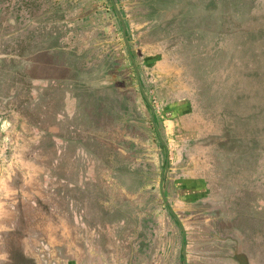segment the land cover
<instances>
[{"label": "crops", "instance_id": "crops-1", "mask_svg": "<svg viewBox=\"0 0 264 264\" xmlns=\"http://www.w3.org/2000/svg\"><path fill=\"white\" fill-rule=\"evenodd\" d=\"M10 1L34 13L11 15L9 34L0 35V264L65 262L63 256L50 253L46 217L70 211L76 192L82 198L89 193L95 198L98 183L112 182L111 175L99 173L102 166H114L113 162L125 166L131 161L123 141L114 137L121 132H115L111 116L135 118L129 104L130 94L136 92L127 85L134 75L130 65L134 67L140 56L144 60L171 56L164 67L153 68V60L148 61L149 69L163 73L153 96L157 103L165 97L169 104H186L178 116L160 115L158 105L153 111L157 122L162 118L172 124L170 132L163 133L170 163L159 175L158 202L163 198L175 225L184 227L185 264H255L247 245L251 231H264V193L256 185L262 188L264 177L259 181L250 173L242 178L245 157L254 156L244 154L233 168L222 169L227 155L209 149L205 142L194 144L195 135L205 132L196 124L189 55L205 53L204 40L218 37L223 29L212 30L207 21H196L198 15L189 16L186 4L177 7L168 0ZM215 4L219 7L220 0ZM216 19L210 21L220 23ZM191 22L196 26L189 27ZM141 76L139 104L150 101ZM226 101L222 95L216 100L224 106ZM125 103L128 110L119 112L114 107ZM209 110V105L203 109L205 120L213 119ZM228 114L219 107L211 135L222 136ZM168 135L173 141L168 142ZM120 151L121 162L109 157ZM203 155L217 156V166L195 163L194 158ZM152 165L159 168L160 163ZM148 177L140 174L133 179L148 182ZM131 178L121 176V181ZM215 182L221 192L216 202L220 201L189 214V207L209 202L213 191L208 184ZM54 198L63 206L55 204ZM253 200H258L257 207Z\"/></svg>", "mask_w": 264, "mask_h": 264}, {"label": "rangeland", "instance_id": "rangeland-1", "mask_svg": "<svg viewBox=\"0 0 264 264\" xmlns=\"http://www.w3.org/2000/svg\"><path fill=\"white\" fill-rule=\"evenodd\" d=\"M168 1H172L176 6L187 5L189 16L193 13L198 15L196 21H207L212 30L217 26L223 29L218 37L204 40V46L207 47L205 53L189 55V89L196 95L193 98L196 124L198 123L205 132L198 135L195 131L194 144L199 146L200 142H205L208 146L211 145L209 149L227 155L228 160L222 164V169L224 166L233 168L235 160L251 153L253 158L245 157L242 178L258 168L255 159L260 156L261 175L264 172V0H220L219 7H216V0ZM23 5L10 0H0V35L9 34L11 27L7 20L11 15L26 16L34 13ZM143 10L151 11V8L144 7ZM52 18H57L56 14H53ZM213 18H217L220 23L210 21ZM192 26L196 25L189 23V27ZM170 57L150 56L144 60L145 58L140 56L139 60H135V65L138 66L136 70L142 75L141 79L146 84L145 92L150 98L149 102L140 104L136 97L137 94L141 95L137 71L135 66L130 65V73L134 75H130L127 87L136 92L130 94L132 101L129 104L134 113L132 117L135 118L120 119L119 115L115 114L111 116V122L114 123L115 132H121L119 135L114 134V137L120 142L123 141L121 144L126 148L124 152H129L131 161L125 163V166L113 162L116 163L114 166L101 167L102 171L99 173L103 176L111 175L112 182L104 179L98 183L99 191L95 198L89 195L90 193L82 198L80 192H76L70 211L47 215L45 225L48 227L46 234L51 243L50 253L63 256L65 262L62 264H185L184 227L182 229L175 225L170 208L165 205L163 198L158 202L159 175L170 163L163 133L165 130L170 132L172 124L165 123L162 118L157 122L153 111L158 105L160 115L163 116L165 112V115L169 113L178 116L177 113L185 111L186 104H183L182 109L175 110L174 104L167 103L165 97L157 103L153 92L156 91V85L160 83L163 73L148 68L152 60L153 68L164 67L167 64L165 60ZM115 59L121 63V56ZM172 77H176L175 72ZM162 91H166V88L162 87ZM219 95L227 100H234L232 107L227 108V102L225 106L224 103L219 105L216 102ZM208 105L209 113L213 115L212 120L203 118V109ZM114 107L119 108V112L128 110L126 103L115 104ZM219 107L222 112L226 108L229 114L223 120L226 127L222 136H213L209 132L213 123H217ZM121 129L125 130V134ZM229 131L231 133L227 134ZM167 139L168 142L173 141L170 135ZM191 142L189 141V144ZM261 151L262 153H259ZM121 152L109 157L121 162ZM256 152L261 155H254ZM194 161L197 164H205L206 168L216 167L218 164L217 156L213 155L196 156ZM153 162L155 165L159 162V168L152 165ZM140 174L154 179L148 177V182L133 179ZM121 176L132 178L130 182H123ZM256 185L257 191L264 193V185L262 188L258 187V183ZM208 186L213 191L209 202L189 207V214L208 209L213 203L220 201L216 202L217 196H221L218 183ZM255 201L253 200V203L257 204L254 207H257L258 200ZM54 202L63 206L61 200L54 198ZM225 212H228V208H225ZM255 234V237L250 236V240L248 239L247 250L252 253L255 264H264V231ZM192 238V234H189V242ZM254 240L258 241L257 245L253 246ZM192 250L193 248L190 252ZM226 253L234 254L233 251Z\"/></svg>", "mask_w": 264, "mask_h": 264}, {"label": "trees", "instance_id": "trees-1", "mask_svg": "<svg viewBox=\"0 0 264 264\" xmlns=\"http://www.w3.org/2000/svg\"><path fill=\"white\" fill-rule=\"evenodd\" d=\"M8 45V44H7ZM6 48L9 50V47H7L6 46ZM228 98V97H227ZM232 99L231 98H229L226 102L228 103V104H226V106H227V108H231L232 107V105H233V102L231 101ZM259 153H262V151L261 152H259ZM259 153H255L254 155H257V154H259ZM259 155H261V154H259ZM255 163H256V165L258 166V168H255L251 173H252V175H254V176H256L257 178H258V180L259 181H261V178L260 177H264V172L263 173H261V175H260V171H261V157L260 156H258V157H256V159H255ZM263 200H264V198H263ZM251 236H254L255 237V231L254 232H252L251 231V234H250Z\"/></svg>", "mask_w": 264, "mask_h": 264}, {"label": "flooded vegetation", "instance_id": "flooded-vegetation-1", "mask_svg": "<svg viewBox=\"0 0 264 264\" xmlns=\"http://www.w3.org/2000/svg\"><path fill=\"white\" fill-rule=\"evenodd\" d=\"M183 107V104H178V105H174V109L176 110H179V109H182Z\"/></svg>", "mask_w": 264, "mask_h": 264}, {"label": "water", "instance_id": "water-1", "mask_svg": "<svg viewBox=\"0 0 264 264\" xmlns=\"http://www.w3.org/2000/svg\"><path fill=\"white\" fill-rule=\"evenodd\" d=\"M125 28V27H124ZM126 30V29H125ZM131 58L133 59V57L131 56ZM134 66H135V68L137 69V66L135 65V63H134ZM137 73H138V75L140 76V73L137 71Z\"/></svg>", "mask_w": 264, "mask_h": 264}]
</instances>
